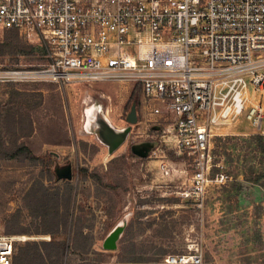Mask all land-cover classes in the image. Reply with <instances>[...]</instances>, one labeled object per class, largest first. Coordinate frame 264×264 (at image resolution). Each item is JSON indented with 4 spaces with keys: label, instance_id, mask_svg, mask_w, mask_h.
Here are the masks:
<instances>
[{
    "label": "rangeland",
    "instance_id": "rangeland-1",
    "mask_svg": "<svg viewBox=\"0 0 264 264\" xmlns=\"http://www.w3.org/2000/svg\"><path fill=\"white\" fill-rule=\"evenodd\" d=\"M41 47L35 37L0 33V67L41 68L46 64ZM134 90L113 83L0 84V109L15 112V144L33 155L0 159V235L26 237L21 249L49 240L64 243L55 250L58 264H92L99 258L102 264H164L169 256H197L199 264H264V129L257 132L243 116L216 129L223 135L210 140L211 174L221 172L227 180L210 185L196 210L178 196L191 174L188 161L164 139L167 123L146 116L140 92L137 104L129 100ZM17 91L27 95L33 131L26 122L17 123L28 118L19 109ZM258 100L264 119V93ZM132 104L136 122L128 125ZM1 119L2 112L3 136ZM106 127L114 133L129 130L110 148ZM141 144L151 145L145 157L130 153ZM150 150L159 155L150 156ZM48 152L58 157L50 165L40 158ZM159 161L171 169L168 177L158 172ZM65 164L71 180H55L53 169ZM122 222L115 248L103 250L106 235Z\"/></svg>",
    "mask_w": 264,
    "mask_h": 264
},
{
    "label": "built area",
    "instance_id": "built-area-1",
    "mask_svg": "<svg viewBox=\"0 0 264 264\" xmlns=\"http://www.w3.org/2000/svg\"><path fill=\"white\" fill-rule=\"evenodd\" d=\"M3 31L40 40L46 64L0 67V84L137 88L146 116L167 123L164 139L188 161L191 174L178 196L196 210L210 185L227 180L211 174L210 140L223 135L216 129L240 116L264 129V0H0ZM157 170L171 173L163 161ZM26 240L0 235V264H12ZM163 261L199 264L197 256Z\"/></svg>",
    "mask_w": 264,
    "mask_h": 264
},
{
    "label": "trees",
    "instance_id": "trees-1",
    "mask_svg": "<svg viewBox=\"0 0 264 264\" xmlns=\"http://www.w3.org/2000/svg\"><path fill=\"white\" fill-rule=\"evenodd\" d=\"M12 31H3L2 33H8ZM16 36V35H15ZM42 52H44V48H40ZM20 96L21 102L18 104L19 109L23 112H25V116L28 117V108L24 105L27 95L25 91H17ZM137 94L138 91L134 90L133 96H129V100H133L137 104ZM132 96V97H131ZM2 112V128L4 131L3 136L0 134V159H13L20 155H22L24 152L26 154H30V156H33L32 153L29 152V149L24 146L23 144H15V141L13 139V116L15 115V112H13V109H7V110H1L0 109V115ZM19 115H18V114ZM16 115L18 117L21 116V112H17ZM17 119V118H16ZM26 122L27 126L31 131L35 130V124L33 121H31L28 118H18L17 123ZM7 142L9 144V147H4V143ZM151 146V145H149ZM131 153V152H130ZM40 158L44 159V162L47 163V165H50L53 161V157L44 154L40 156ZM72 173V172H71ZM11 234V233H10ZM64 246V243L60 244L59 242H55L54 240H49L48 242L41 243L39 245H34L32 247H27L25 249H20L17 255L13 258L12 264H58L60 261V255L55 253V250L62 249ZM44 249V251H43ZM105 256V255H104ZM104 263L103 259L99 258L97 259V262H93L92 264H102Z\"/></svg>",
    "mask_w": 264,
    "mask_h": 264
},
{
    "label": "water",
    "instance_id": "water-1",
    "mask_svg": "<svg viewBox=\"0 0 264 264\" xmlns=\"http://www.w3.org/2000/svg\"><path fill=\"white\" fill-rule=\"evenodd\" d=\"M125 121L128 125H133L136 122V112H135V106L132 104L129 108V112L126 115ZM103 122V121H102ZM103 126H107L104 123H102ZM108 127V126H107ZM106 127V143L107 146L110 148L115 147L122 139L123 136L128 132L129 128L126 127L125 129H122L119 133H114L111 129ZM103 134V137H105V134ZM150 146L148 144H141V145H134L130 147V152L137 156V157H145ZM49 155L54 157L55 159H58L57 155L53 152H48ZM54 179L55 180H71V167L69 164H65L62 166H57L53 169ZM123 222L120 224L115 225L109 233L106 235L102 242V249L103 250H113L115 248V242L118 239L119 234L121 233L123 229Z\"/></svg>",
    "mask_w": 264,
    "mask_h": 264
},
{
    "label": "bare ground",
    "instance_id": "bare-ground-1",
    "mask_svg": "<svg viewBox=\"0 0 264 264\" xmlns=\"http://www.w3.org/2000/svg\"><path fill=\"white\" fill-rule=\"evenodd\" d=\"M94 106H96V105H94ZM99 110V109H98ZM86 124V123H85ZM108 136V135H107Z\"/></svg>",
    "mask_w": 264,
    "mask_h": 264
}]
</instances>
